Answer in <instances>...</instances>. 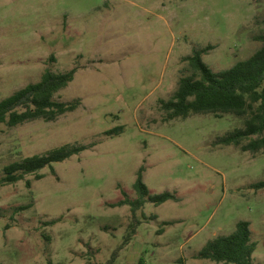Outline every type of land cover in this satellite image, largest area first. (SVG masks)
<instances>
[{
  "label": "rangeland",
  "instance_id": "rangeland-1",
  "mask_svg": "<svg viewBox=\"0 0 264 264\" xmlns=\"http://www.w3.org/2000/svg\"><path fill=\"white\" fill-rule=\"evenodd\" d=\"M262 33L264 0H0V99L46 69L75 68L55 99L81 101L55 121L0 124V177L12 161L88 147L41 179L0 187V264H223L194 255L239 220L264 264V189L251 187L264 179V150L216 143L243 126L232 114L167 119L160 105L190 74L193 49L210 46L202 59L219 71ZM140 168L151 194L179 201L111 206L122 190L137 197Z\"/></svg>",
  "mask_w": 264,
  "mask_h": 264
},
{
  "label": "trees",
  "instance_id": "trees-1",
  "mask_svg": "<svg viewBox=\"0 0 264 264\" xmlns=\"http://www.w3.org/2000/svg\"><path fill=\"white\" fill-rule=\"evenodd\" d=\"M256 39L261 45L249 57L219 71H213L202 59L210 46L195 48L185 56L190 74L181 76L172 96L160 101L167 119H185L192 114H213L216 117L232 114L243 120V126L219 136L216 143L234 145L252 153L264 150V33L257 35ZM75 72V68L59 72L46 69L38 81L28 83L0 99V124L15 127L38 119L55 121L76 110L81 104L79 98L70 101L55 99V94L74 79ZM122 129V126H118L107 130L106 134H118ZM87 148L83 144L67 143L12 161L2 169L0 187L14 184L31 174L41 179L44 176L40 172L43 168L48 166L54 171V163L79 155ZM142 171L143 168L138 170L134 182L137 197L131 199L122 190L124 198L111 206L129 205L132 210H138L146 202L159 205L167 200L179 201L174 192L151 194L143 182ZM27 184L30 182L27 181ZM251 187L264 189V179ZM50 223H55V220ZM135 231L132 226L124 240L128 241ZM255 250L256 243L251 238L249 221L239 220L232 232L208 240L194 257L223 264H255ZM112 262L113 257L107 264Z\"/></svg>",
  "mask_w": 264,
  "mask_h": 264
}]
</instances>
